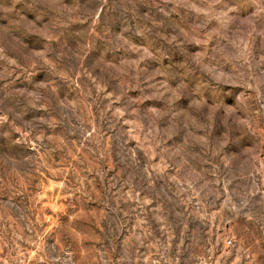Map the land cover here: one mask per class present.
Masks as SVG:
<instances>
[{
	"label": "rangeland",
	"instance_id": "rangeland-1",
	"mask_svg": "<svg viewBox=\"0 0 264 264\" xmlns=\"http://www.w3.org/2000/svg\"><path fill=\"white\" fill-rule=\"evenodd\" d=\"M0 264H264V0H0Z\"/></svg>",
	"mask_w": 264,
	"mask_h": 264
}]
</instances>
